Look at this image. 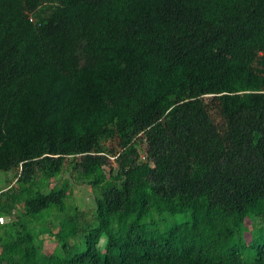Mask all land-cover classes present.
<instances>
[{
  "label": "trees",
  "instance_id": "trees-1",
  "mask_svg": "<svg viewBox=\"0 0 264 264\" xmlns=\"http://www.w3.org/2000/svg\"><path fill=\"white\" fill-rule=\"evenodd\" d=\"M0 173V264H264V0H0Z\"/></svg>",
  "mask_w": 264,
  "mask_h": 264
},
{
  "label": "rangeland",
  "instance_id": "rangeland-1",
  "mask_svg": "<svg viewBox=\"0 0 264 264\" xmlns=\"http://www.w3.org/2000/svg\"><path fill=\"white\" fill-rule=\"evenodd\" d=\"M12 175L10 173H0V190L5 186L4 180L5 178L8 179V181H11ZM7 181V182H8ZM65 207L68 208H74L76 209L77 213H80L81 216L79 218V223H83L84 221L88 224L87 228L93 227L95 225V220L92 218V211H93V202H92V194L88 187L85 185H79L75 183H71V191L69 195L66 197L65 200ZM180 219V218H178ZM84 226V224L80 225ZM246 227L248 230H251V225L248 221H246ZM244 238L246 241L249 239V234L245 233ZM44 248L48 251L55 248L53 246V239L50 237H45L44 239ZM104 244H105V238L104 236H101L98 243H97V250L99 254H102L104 250ZM81 247V241L78 244L76 250L79 251ZM75 250V251H76Z\"/></svg>",
  "mask_w": 264,
  "mask_h": 264
},
{
  "label": "built area",
  "instance_id": "built-area-1",
  "mask_svg": "<svg viewBox=\"0 0 264 264\" xmlns=\"http://www.w3.org/2000/svg\"><path fill=\"white\" fill-rule=\"evenodd\" d=\"M3 221H4L3 218L0 217V224L3 223Z\"/></svg>",
  "mask_w": 264,
  "mask_h": 264
}]
</instances>
